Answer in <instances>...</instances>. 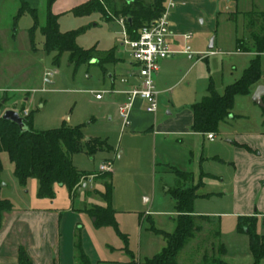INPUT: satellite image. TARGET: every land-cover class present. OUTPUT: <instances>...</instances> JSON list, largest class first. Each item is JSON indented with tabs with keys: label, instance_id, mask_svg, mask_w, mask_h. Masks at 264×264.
<instances>
[{
	"label": "rangeland",
	"instance_id": "rangeland-1",
	"mask_svg": "<svg viewBox=\"0 0 264 264\" xmlns=\"http://www.w3.org/2000/svg\"><path fill=\"white\" fill-rule=\"evenodd\" d=\"M145 1L150 3L153 0ZM217 1L219 4L224 3L216 15L213 29L209 28L208 18L202 23L203 17H200L196 27L188 31L193 35L192 39L187 43L182 40L180 48L185 49L189 45L191 52L175 56L180 57L176 61V71L169 82V90L160 94V99L164 97L170 100V95H174L182 101L194 100L196 92L203 87L209 76L213 77L219 92H223L227 84L240 78L249 67L253 55L236 51L237 48L252 49V35L259 33L263 26L261 11L264 10V0ZM27 2L37 8L40 20L33 36L30 30L35 25V17L31 12L26 10L16 17L21 1L0 0V100L7 98L4 107H15L24 117L31 114L35 130L81 125L86 140L100 138L112 146L111 149L98 150L93 155L85 150L74 153L71 158L77 169L88 173L98 172L99 175L82 178L77 187L78 193L72 197L67 196L69 190L66 186L57 183L53 200L57 208H68L72 206V199H75L73 213L75 226L78 225L77 238H82L84 234V239H79L77 246L78 262L81 248L90 264L103 260L125 263L132 261V257L142 259L149 252L159 250L157 239L151 242V238L157 234L150 231L151 223L144 220L145 214L154 216L156 212H161L163 214L156 218L157 225L165 229L171 226L172 214L168 215V212L175 208L174 198L168 189H174L179 184V177L173 173L161 174L159 163L155 174L153 153L147 149V144L139 140L140 137L130 136L132 139L129 141L130 126H125L118 114L122 94L115 90L120 83L114 82L110 76L113 73L110 63H98V59L112 48L125 60L126 65L133 61L130 50L122 46L125 27L119 22L120 16L108 19L98 10L87 16H66L61 30H80L77 43L85 49L94 46L96 49L91 61L78 64L71 60L68 51L58 55L56 51L49 53L44 49L45 37L40 25L45 22L47 0ZM103 3L107 11L114 14L115 10L123 7L124 0H103ZM212 39L214 47L210 48ZM56 55L57 62L54 61ZM205 57L207 60H203ZM196 60L198 65L191 70L189 65ZM261 65L264 70V56L261 57ZM260 85H264V74L252 86L250 94L237 95L234 113L243 117H228L232 119L223 125L222 132L217 136L218 141L223 142L234 133H247L257 127L264 130V108L253 100V94ZM97 93L102 94V99L96 97ZM262 147L264 145L259 148ZM2 160V183L8 184L4 186L2 196L10 198L17 206H29L33 200L38 199V180L30 178L25 188L19 186L14 175V164L7 152L2 153ZM108 161L111 162L112 170L109 172H112L114 186L112 205L117 211L119 229L128 236L133 255L124 249L125 241L114 227L96 230L93 226L94 217L77 209L85 202L91 207L94 204L107 205L100 193L106 190V178L100 176L103 172L99 167ZM192 176L190 174L188 177L190 181ZM180 180V186H184L185 179ZM83 183L86 186H82ZM194 183L191 181L187 186H193ZM260 183L264 187V177ZM59 191L66 194L64 199L59 197ZM230 226L224 235L218 236L215 234L217 222L210 221L206 225L207 231L196 238L187 250L196 251L198 246L208 247L211 241L218 249V242L225 239L229 243L232 257L238 256L239 261L247 260L248 235L245 232L241 235L230 233ZM256 229L264 235V217L257 222ZM95 236L100 245L95 242ZM90 238L92 240L88 243ZM108 244L116 250H110ZM215 256H219L218 252ZM194 259V256H189L185 260L193 262ZM208 263L213 264V258H209ZM261 264H264V259Z\"/></svg>",
	"mask_w": 264,
	"mask_h": 264
},
{
	"label": "crops",
	"instance_id": "crops-1",
	"mask_svg": "<svg viewBox=\"0 0 264 264\" xmlns=\"http://www.w3.org/2000/svg\"><path fill=\"white\" fill-rule=\"evenodd\" d=\"M88 1L90 0L54 1L52 12L59 17L60 30L64 18L73 14L71 10ZM222 3L224 2L219 4L217 0H166L165 9L168 10L171 28L169 43L175 52L168 58L161 60L160 71L155 76V85L159 91V108L154 113L148 112L146 102L137 97L134 99L130 110L131 122L129 124L130 130L128 132L130 135L128 139L129 141L132 139L130 136L140 137L139 140L147 144V149L153 153L154 157V173H157L156 165L159 163L162 167L161 174L173 173L178 177L171 169L175 167L180 171L192 174L191 181L195 182L194 185H199L196 190L198 196L193 204V213L199 216L197 219L199 229L188 239L184 248L180 251L178 264H209L208 259H214L215 257H219L230 264H251L254 261V256L250 250L249 236L247 241L249 251L245 258L247 260L239 261L238 256L232 257L229 243L225 239L218 242V249L213 241L209 242L208 247L198 246L196 251H189L187 248L195 242L196 238L207 231L206 225L212 220H215L218 224V229L215 231L216 235H224L226 228L230 225V233L236 232L237 235H241L242 232L238 229L240 216L254 215L257 217V222L264 217V187L260 183L261 178L264 177V147L261 148L262 150L259 148L264 145V130L257 127L247 133H234L229 138L224 139L223 142H220L217 140L218 134L222 132L223 125L229 123V119H232L226 118L220 123L219 132L215 133L214 139L209 138V133L193 131L194 113L192 105L208 94L209 83L211 80L214 81L212 76H209L203 87L196 92L194 100L182 101L174 95H170V100H166L164 97L160 99L159 97L160 94L169 90V82L176 71V61L180 58L175 56L188 54L180 48L181 42L184 40L187 43L193 35L191 34L189 38L184 37V35L190 29L196 27L200 17H203L202 23H205L206 18H208L209 28L210 30L213 29L216 15L220 13L219 9H222ZM261 12L263 13L264 10ZM122 46L127 48L124 45ZM236 52L250 53L253 55L252 59L257 55L253 48L251 50L237 48ZM114 55L117 61L107 63L113 66V73L110 75L113 81L120 83L119 88L115 90V92L122 94L120 105L128 98L126 91L136 86L141 78L138 74L139 64L134 57L133 61H129V65H126L125 60L119 56L118 52L115 51ZM263 56L264 53L261 54V57ZM203 60H207V58L205 57ZM197 65L198 60L191 62L189 67L192 70ZM223 92L219 93L222 94ZM235 116L243 117V115L234 113L233 108L231 117L234 118ZM191 181L186 178L182 187L188 188L187 185ZM178 183L177 186H180L181 180L179 178ZM7 185L5 183L4 186ZM18 185L24 188L27 186H22L19 182ZM82 186H85L84 183ZM77 191L79 190L77 189ZM65 195L64 192L59 191V197L64 199ZM257 195L258 199L256 198ZM67 196L72 197V194L69 192ZM46 198L38 196V199L33 200L29 206L24 207L15 205L9 198L13 202L14 208L4 214L3 222L0 225V264H19L18 253L21 246L26 249L33 264H79L76 255L77 246L79 239L80 241L84 239V234H82V238L81 236L79 239L77 238L78 225L75 226V215L73 213L75 199H72V206L57 208V203L53 200L55 196L50 200ZM66 203L68 202L66 201ZM175 203L174 199V208ZM90 207L85 202L77 209L79 212L87 213L92 217L88 212ZM162 214L156 212L153 216V214L146 213L144 220L149 222L153 220L157 228L169 232L173 231L179 213L176 209L168 212V215L172 214L170 217L171 226L168 229L157 225L156 218ZM94 221L95 218L93 219V226L96 230H104L109 227L98 228L94 225ZM149 229L153 234L158 235V237L152 235L154 238H151V242L154 243L157 239L159 250L149 252L150 256L147 254L142 259H134L137 264H147V258L159 253L166 246L167 241L164 235L154 232L151 228ZM90 240L92 239L90 238L88 243ZM95 242L100 245L96 236ZM108 248L116 250L115 247L109 246V244ZM217 252L219 256H215ZM189 256L195 257L193 262L185 260ZM97 264H131V260L125 263L103 260L97 262Z\"/></svg>",
	"mask_w": 264,
	"mask_h": 264
},
{
	"label": "trees",
	"instance_id": "trees-1",
	"mask_svg": "<svg viewBox=\"0 0 264 264\" xmlns=\"http://www.w3.org/2000/svg\"><path fill=\"white\" fill-rule=\"evenodd\" d=\"M20 1L21 6L16 17L21 16L26 10L31 12L35 17V25L30 30V35L33 36L35 29L40 24L37 8L29 5L27 0ZM54 1L47 0L45 22L40 25L41 32L45 37L44 49L49 53L56 51L58 55L68 51L71 60L78 64L91 61L95 57V46L85 49L77 43L80 30L72 29L65 32L60 30L59 17L52 12ZM165 2L166 0H153L150 3L145 0H131L130 2L124 0L123 7L115 10L114 14H110L103 0H90L75 7L71 12L76 16H87L98 10L108 19L122 16L126 19L129 35L135 38L142 26L162 15L165 10ZM262 17L261 32L252 35V48L257 52L256 57L251 60L249 67L244 70L239 79L225 87L222 94L217 90L214 81H210L208 94L192 105L194 113L193 131L212 132L214 134L219 132L220 123L232 115L235 97L239 94H250L252 86L263 76L261 54L264 53V12ZM244 50L248 49L245 48ZM114 53L115 49L108 50L105 56L98 59V63L104 65L107 62L117 61ZM58 55L55 56V62L58 61ZM6 101L7 98L0 100V225L3 222L4 214L14 208L13 202L2 196L4 188L2 183L3 152L8 153L10 161L14 164V175L20 185L26 186L30 178H36L38 180V196L53 198L55 196V184L66 186L69 192L75 196L82 178L89 175H99L98 173H88L77 169L71 158L74 153L85 150L88 154L93 155L98 150L112 148L106 140L100 138L86 140L81 125L74 127L62 126L43 131L35 130L31 114L25 116L27 128L22 130L17 123L2 117L3 112L7 109L4 107ZM171 169L179 179H186L190 176L189 172L180 171L175 167ZM100 176L106 178V190L100 193L107 201V205L94 204L88 209V212L95 218L94 225L96 227H114L125 241L124 249L133 255L132 250L129 248L128 236L119 229L116 219L117 211L112 205L114 191L112 172L105 171ZM198 186L193 185L188 188L177 186L171 190L176 202L175 209L179 213L173 231L159 229L153 220L150 221L151 230L163 234L167 242L162 251L146 259L147 264H178L180 251L184 248L188 239L199 229L197 224L199 216L193 213V204L198 196L196 193ZM256 224L257 217L254 215L239 217V231L245 232L249 236L250 250L254 256V261L251 264H261L264 259V236L258 233ZM132 258L131 264H137L134 257ZM18 259L19 264H33L23 246L19 248ZM79 264H90L82 249H80ZM213 264L230 263L215 257Z\"/></svg>",
	"mask_w": 264,
	"mask_h": 264
},
{
	"label": "built area",
	"instance_id": "built-area-1",
	"mask_svg": "<svg viewBox=\"0 0 264 264\" xmlns=\"http://www.w3.org/2000/svg\"><path fill=\"white\" fill-rule=\"evenodd\" d=\"M119 21L125 27V37L123 38L122 45L130 50L132 56L139 64L138 74L141 78L136 86L126 91L128 98L118 107L120 118L123 120L124 125L128 126L131 122L130 110L135 98L139 97L146 102V110L148 112L154 113L158 110L159 91L155 85V76L160 71L161 60L168 58L175 50L171 48L169 43L171 28L167 9L158 18L142 26L135 38L131 37L127 31L126 19L120 17ZM184 37H191V33L185 34ZM182 51L189 53L191 52V48L187 46ZM96 97L102 98V94L97 93ZM208 136L210 139L215 138V134L212 132ZM99 170L101 172L112 170L111 162L102 163ZM84 185L86 186V183Z\"/></svg>",
	"mask_w": 264,
	"mask_h": 264
},
{
	"label": "water",
	"instance_id": "water-1",
	"mask_svg": "<svg viewBox=\"0 0 264 264\" xmlns=\"http://www.w3.org/2000/svg\"><path fill=\"white\" fill-rule=\"evenodd\" d=\"M126 1L130 2L131 0H126ZM213 46H214V39L211 40L209 47L213 48ZM263 97H264V85H260V86H258V88L255 90V92L253 94V100L257 104H259L260 106H262L264 108ZM2 117L4 119L11 120V121L17 123L22 130H25L27 128L25 117L22 116L20 111L18 109H16L15 107L5 109V111L2 114ZM88 139L89 138H87V140ZM3 185H5V183H3Z\"/></svg>",
	"mask_w": 264,
	"mask_h": 264
}]
</instances>
